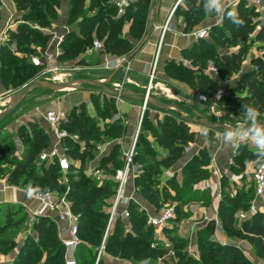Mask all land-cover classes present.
<instances>
[{"label":"trees","instance_id":"1","mask_svg":"<svg viewBox=\"0 0 264 264\" xmlns=\"http://www.w3.org/2000/svg\"><path fill=\"white\" fill-rule=\"evenodd\" d=\"M182 4L177 9V14L183 16L185 31H192L195 27L199 26L207 15L204 10V0H182ZM17 6L23 9L24 20L27 22L30 18L42 26L49 27L52 21L57 17V9H59L60 0H16ZM99 0H92L91 5L85 8L84 0H71L69 11V22L73 23L81 18L78 22V30L72 31L66 35L62 42V51L58 59L62 61L72 60L75 55L82 54L87 51V44L91 43L93 39L103 41L107 53L115 56H124L132 53L136 45L143 39L146 33V26L149 19L152 0H133L126 7V11L122 15H104L94 13L92 17L86 15V10L93 9V6ZM240 19L244 21L243 25L237 26L232 23L231 36L225 37L223 42L235 44L238 40L246 41L251 34L255 32V24L253 17L258 14L255 5H247L246 0H239L235 5V9ZM130 16V33L128 36L122 35L121 30L125 22V18ZM21 23L15 31L10 30V40L4 43L0 49V60L9 61L12 64H17L23 69L31 70L33 72L40 71L41 66H38L31 61H27L25 52H35V49L30 47V43L39 41V44L44 45L48 39L41 31L29 23ZM34 23V24H35ZM195 31V30H194ZM193 32V31H192ZM263 30L258 31L256 38L262 39ZM207 38V37H206ZM206 38L197 39L201 43H194L187 48L183 55L185 58L192 62V68H186L187 71L194 74L189 80V83L195 87L200 93L206 94L208 92H216L219 89V81L217 77H212L206 73L205 69L208 65L205 61H201V53L204 55V46L211 45L210 41ZM11 41L16 42V51L11 49ZM245 50L241 47L237 53L228 56L225 55L222 59L223 63L229 67L233 64L241 62ZM80 59L78 64H83ZM181 66V65H180ZM196 68L195 70H193ZM1 72L5 71L4 68L0 69ZM205 72V73H203ZM19 77V73H14L13 80ZM244 78L248 79L246 84L247 93L242 94H221L219 97L220 102H225L233 110L243 112L244 105H252L257 107L261 114H264V59L259 62L257 69H253L245 73ZM20 77V86L30 83ZM95 95H92L94 98ZM85 103L73 107L67 112L68 119L63 122L62 126L68 131L74 130L78 133H84L88 130V123L81 121L84 110L81 109ZM154 107L148 105L143 115V125L149 123L148 129L157 137L158 144L163 147L168 156L160 159L159 164L164 168H170L175 165L185 153V148L190 144L197 141L198 133L194 131L191 124L181 120L177 117V113L169 110L166 112L162 119H157L155 125L152 124V118L149 115V108ZM106 108V109H104ZM103 109L108 113L116 111L115 97L103 101ZM146 118L148 121L146 122ZM83 122V123H82ZM124 125L120 124L115 129L114 135L119 137L124 131ZM23 131V130H22ZM22 131H20L22 133ZM215 130L209 131V139L212 141V135ZM42 131L34 129L35 140L31 143L34 150L27 153L26 159L17 163L20 171L27 170L28 167L36 164L35 158L37 151L43 147L49 146V137L41 134ZM25 135H28L25 133ZM215 136L213 140L215 141ZM146 143V142H145ZM144 143V144H145ZM64 144L67 149V154L71 159V167L67 174L68 183H60L59 179L62 176V171L56 162L47 164L41 162V175L37 180L30 185L33 190L32 193L46 191L50 189L58 193H66L67 198L72 204V209L75 213L81 214V236L83 240H88L90 243H96L98 247L102 245L105 230L109 218V210L97 208V198L104 193L115 195L116 187L114 184H109L106 187L92 186L90 178L82 175L81 166L79 169L73 167V159L82 162L85 157L84 151H79L76 147L71 148L72 140L70 137L64 139ZM139 137L135 146V155L133 159L134 167L139 161ZM119 144H116L109 155L103 158V161H113L116 164L118 161L115 159L116 150ZM13 147L11 145H3L0 148V153L6 157ZM250 157L256 159V155L250 151ZM211 153L207 149L200 150L198 154L190 158L184 165L182 172L190 175L195 172L196 166L199 165L198 170L202 169L204 178L210 175V159ZM8 162H12L8 159ZM125 166V159L119 172ZM155 167L144 169L142 175H136V168L134 171V185L136 191L142 192L148 202L155 205L159 201L160 191L158 187H154V172ZM0 167V175H1ZM8 180L12 183L19 180V176L14 172H10ZM226 178L224 175L221 179V187ZM173 183V181H171ZM175 182V181H174ZM24 184H27L25 182ZM115 188V189H114ZM115 190V191H114ZM254 190V189H253ZM167 195V194H166ZM243 197L241 193L237 195H227L220 202L218 207V215L223 228L229 234H237L240 238L248 241L254 248L257 256L264 260V217L260 214H253L252 216L243 220L241 225H237L234 219V212L244 207ZM165 201V198L162 199ZM111 205L108 204V208ZM130 216L127 220L119 219L115 228L109 233L105 242V251L112 252L113 255L125 259L132 260V262H144L146 259H167V255L175 250L176 260L170 264H253L245 258L239 248L233 243L221 244L211 237H206L207 233L214 232L215 222L212 221L207 227L206 231L198 234L197 249L199 256L195 257L184 250L182 247H160L153 245L152 232L155 228L148 224V215L145 210H140L139 205L130 201L127 205ZM137 208V210H134ZM160 210V209H159ZM20 209L15 205H6L4 211L0 213V234L4 233L11 227L21 224V222L28 217L27 213L19 214ZM119 224L130 225V228L124 234L119 233ZM34 229L38 232L39 238L48 240L47 245L52 249L47 259H43V254L40 248L36 245L34 239H27L19 249V253L15 257L12 264H64V247L58 235V226L56 221L50 220L48 216H38L34 219ZM168 231L167 227L164 232ZM155 240H157L155 238ZM8 243L7 238L0 237V247ZM83 246V245H82ZM81 246V247H82ZM98 247L96 251H98ZM9 248L7 252H10ZM80 255V256H79ZM78 255L79 264H94L97 252L92 256L91 253H84L80 251ZM98 264L104 263L101 258ZM110 264V263H109Z\"/></svg>","mask_w":264,"mask_h":264},{"label":"rangeland","instance_id":"2","mask_svg":"<svg viewBox=\"0 0 264 264\" xmlns=\"http://www.w3.org/2000/svg\"><path fill=\"white\" fill-rule=\"evenodd\" d=\"M84 1L85 8H88L92 3V0ZM116 1L118 0H99V2L95 4L96 6H93V9L86 10V15L92 17L94 13H97L102 16H118L119 11ZM60 2L62 4V0H60ZM238 2L239 0L236 3ZM246 4L249 6L255 5L258 10V14L253 17L255 32L251 34L246 41L238 40L235 44L223 42L225 37L231 36L232 23L226 13L228 11H232L233 8L235 9V0H224L225 13L220 15L215 13L207 14L201 24L192 29V31H194L199 28H203L205 22L204 20L211 19L208 22L209 24L205 26L209 28V34L206 40L210 41L211 45H207L205 42L206 45L204 46V52L206 55L201 53L200 59L206 63L213 62L219 69V76L217 77L219 81V89L216 92L203 94L189 83L188 79L194 76L193 73L186 70V68H192V62L189 59L168 58L164 62V66H162L160 74L157 72V79L159 78L158 80H160L161 84L157 89L153 90L154 93L151 96L164 103L175 104L176 108H170V110L176 113H179V110H181L188 117L197 116L206 118L210 121H219L230 126H235L237 123L242 122L243 112L233 110L225 102H220L219 97L221 94L225 93L245 95L247 93L245 86L248 83V79L244 78L245 73L250 70L257 69L259 62L264 59V8L261 5H257L249 0H246ZM79 21H81V18H78L77 21L73 22L74 25L77 24L76 31H79ZM28 23L34 24L35 22L33 21V18H30ZM130 23L131 17L128 16L125 18V22L122 26V35H129ZM148 25L149 21L147 22L145 35L136 45L135 49L145 41L148 33ZM261 30H263L262 39L258 40L256 38V34ZM192 31L188 32L191 33ZM93 42L94 39L91 43L87 44L86 52L75 55L72 60H69L73 66L78 65L80 68L83 67L81 68L82 70H78V73H84V76L86 77H92L100 74V62L97 58V51L93 49ZM39 43V41L30 43V47L35 49L34 53H37L36 44ZM196 43L199 44L201 42L196 41ZM241 47L245 50V54L241 62L227 67L222 61L224 56H230L233 53H237ZM32 54L33 53L30 51L25 52L27 61L32 62ZM80 59L84 61L83 64H77ZM1 68H4L5 71H0V109L6 105L8 96L12 94L14 90H19L18 87L21 84V76L27 80H31L30 82L43 80L40 79L42 69H40V71L33 72L31 70L23 69L16 63L12 64L9 61L0 60V69ZM195 69L196 68L193 70ZM16 72L19 73V77L13 80L14 73ZM72 75L73 74L70 71V68H68L62 81L65 82L69 80ZM105 82L106 81H102V83ZM84 85L88 86L87 84ZM106 85L113 87V85L109 83ZM172 92L182 95L183 99H181V102L178 100H172V97H174ZM93 94L95 97L81 107V109L84 110L81 121H86L88 123V130L84 133H78L74 130L69 131L71 135L70 139L72 140L70 147H76V149L84 151L86 154L82 162H80V160L73 159V167L75 169H79L81 166L82 175L90 178L92 186L98 185L106 187L109 184L112 185L115 183L117 191L120 175L119 170L124 162V149L127 147L125 139L127 129H124L119 137L114 135L115 129L118 127L119 123L121 124L123 119L116 115V111L108 113L104 110L106 108L103 109V96L110 99L109 95L103 94L102 96L101 93L96 91H94ZM180 104H187L191 107L181 106ZM162 111L163 110H161V112ZM143 112L144 111L141 109L135 131V134L139 137V146L137 151L140 153L139 161L135 165V173L136 175H142L144 169L155 167L154 187H158L160 191V198L155 205H152L148 202L147 198L144 197L142 192H138V190L137 196L142 200V202L148 204L153 211H158L165 206H172L175 209L174 218L167 227L168 231L158 233L154 229L150 232L152 235V241H154L155 245L166 247V244H168L170 247H182L184 250H188V252L193 256L198 257V234L202 231H206L209 224L214 221L215 230L214 232L207 233L206 237H211L221 244L233 243L239 248L241 254L251 263L264 264V260L257 256L253 246L248 241L240 238L237 234H229L223 228L218 215V206L220 202L223 201L225 196L237 195L241 193L244 195L243 203H245V206L234 212L236 224L241 225L243 220L253 214H260L264 217V197H256L253 190V171L257 165L255 162L257 158L253 159L250 157V154L247 153L250 151L255 154V147L251 143H248L239 146L235 150L234 157L229 165V169L227 170L228 174H226V178L222 180L223 186L217 188L215 190L216 192H212L211 188L207 184L208 177L204 178L201 172L202 169L198 170L197 168L199 165L196 166L193 174L187 175L181 171L180 176H177V171L175 172L173 165L170 167L172 168L170 169V176L166 177V168L162 167L159 162L160 159L168 156V152L158 144L157 137L151 130L148 129L149 123L147 121L150 118H146L145 121L147 123L143 125ZM149 115L152 118L151 123L155 125L153 119L154 112H149ZM263 119L264 114L261 116V120ZM7 121L8 118L4 119L0 123V148L3 145H11L13 150L6 157H3L0 153L1 173L3 176L7 177L10 172H14L19 176L17 183L24 184L27 182V184L31 185L37 180L38 176L41 175V162H39L38 157L47 145L37 151V157L35 158L36 164L28 167L27 170L20 171L17 163L24 161L27 153L34 150V146L31 145V143L35 140V135L34 132H31L28 135H25V132L23 133L22 142L25 146V150L22 157H20L16 154L17 146L15 140L12 139V135L2 131V127ZM191 127L199 130L203 128V126L195 125H191ZM39 129L40 128H36V130ZM40 131H42L41 134L44 133L43 130L40 129ZM220 134L223 133L220 131H214L212 135V141H210L212 151L219 147L218 140ZM214 136L216 138L215 141L213 140ZM116 144H119L115 154V159L118 163L116 164L113 161L107 160L103 161V158L111 153L112 148ZM8 159L12 162H8ZM209 159L211 164L212 154ZM177 168L179 169L180 167ZM171 181H173V183ZM113 196L104 193L102 196L98 197L97 208L109 210L110 208H108V204H112L111 201ZM164 198L165 201L162 200ZM132 201L134 200L132 199ZM142 202L139 203L143 204ZM252 206H255V212H251ZM2 210L3 208L0 209V213ZM134 210H137V208H134ZM51 215L52 216H48V218L56 221V216L54 214ZM118 227L119 233L122 235L130 228V225L127 226L119 224ZM157 236L159 238L155 240ZM0 237L2 239L7 238L8 241V243H5V246L3 245V247H0V250L3 253H7L9 248L12 247L15 252H19L21 246L29 238L35 240L37 243L36 245L42 251L44 260L47 259L49 253L52 252V249L47 247L50 242H48V240H43V238H39L38 232L34 229V222H32L28 217L24 219L20 225L11 227L4 233H1ZM86 238L88 240H84L85 244H83L79 252L83 251L84 253H91L92 256L95 252H97L94 260V264H96L101 246L98 247L96 243H90L89 237ZM97 247L98 251H96ZM104 253L105 254L102 255V259L104 260V263L106 262L108 264H124L125 262H130L132 264H170L176 260L175 250L167 255L166 260L161 258L157 260L146 259L144 262L139 263L132 262V260L119 257L118 255L115 256L112 252L105 251Z\"/></svg>","mask_w":264,"mask_h":264},{"label":"crops","instance_id":"3","mask_svg":"<svg viewBox=\"0 0 264 264\" xmlns=\"http://www.w3.org/2000/svg\"><path fill=\"white\" fill-rule=\"evenodd\" d=\"M176 1L177 0H152L151 12L148 19V33L145 41L134 51H132V53L124 55L127 61L118 68L108 69L103 64L106 58H116L121 56H115L112 54L105 55L103 52L97 51V58L100 62V74L92 76V78L84 76V73H78V70H82L81 68L83 67L80 68L78 65L73 66L70 61L61 62L58 59L62 51L61 46L64 38L68 33L77 30V24L74 25L73 23L69 22L71 0H62V4L60 5L59 9H57V17L52 21L51 26L42 27L36 23H29L41 31L44 35L48 36V39L44 45L36 44L37 53L32 54V62L38 66H41L42 69V75L40 79H43L44 81L64 82L62 80L65 77L67 69L70 68V71L73 75L70 76L69 80L67 81L77 79H89L95 82L106 81L105 84H112L114 88L132 92L146 93L147 87L149 85L150 68L156 53L157 43L160 38V32L159 30L155 29V26L161 25L165 22ZM25 13L26 12L23 9L18 8L16 0H0V49L4 43L10 40L9 31H15L19 24L26 22L24 20ZM177 19L178 17L173 20V27L167 33L165 38V44L163 46L158 63L157 72L159 74L162 66H164V62L168 58L187 59L183 55L184 51L197 41L193 35V32L189 33L188 31H185L184 26L180 24ZM210 20L211 19L204 20L205 22L203 28H207L205 26L209 24L208 22ZM26 23H28V21ZM10 45L12 50H16L17 46L15 41H11ZM48 56H52L57 59V62L60 66L58 72L52 73L48 71ZM158 79H156L152 84L153 88L151 90V95L154 93L153 90L157 89L161 84L160 80ZM15 91L16 90H14L12 94L7 97L8 101L6 105L0 109V113L13 102V97L17 92ZM172 94L174 96L172 97V100L174 101L178 100L181 102V99H183L182 95L180 94L175 92H172ZM92 95V91L70 88L65 89V91L62 89L30 90L24 95L22 101L19 103L16 109L4 118H8V121L2 127V131L12 135V139L15 140L17 146L16 154L20 157H22L25 150V146L22 142L24 135L23 133L25 132L29 134L34 132V129L36 128L43 130V134L49 137V146L46 147L44 151L49 150L53 145L56 144V139L52 133L50 124L45 120V112L48 109H63L68 112L75 106L91 101ZM101 95L103 96V94ZM103 100H107V98L103 96ZM115 103L116 115L123 119L121 124L124 125L125 129H127L125 136L127 147L124 149L125 152L132 146L137 121L140 117V111L142 109L143 103L141 100L126 97H115ZM180 105L189 108L191 107L187 104ZM161 110L163 109L157 107L149 108V112H154L153 119L155 123L158 118L162 119L166 113L165 110L162 112ZM192 129L198 133L197 141L190 143L185 148L184 156L174 165L175 172L177 171V176H180V172L182 171L185 163L194 155L198 154L200 150L207 149L212 154V162L208 166L210 169V176L208 177L207 184L211 188L212 192H216L215 190L221 186L222 177L228 174L227 170L229 169V165L232 162L234 152L237 148L225 147L222 143V140L220 139L222 134H220L218 140L219 147L212 151L209 136L204 138L201 134V129ZM20 131H22V133ZM39 162L41 161L39 160ZM177 167L180 168L178 169ZM170 169L172 168L165 169V173L167 174L166 177L170 176ZM29 188L30 184L17 182L12 183L8 180V177H5L1 174L0 209L3 208L1 213L4 211L6 205H15L21 210L19 214L27 213L30 220V214L35 211H40L42 216H52L51 214H54L56 216L58 232L65 228V222L59 220L58 214L55 210L46 209L45 207L41 206V204L35 198H33L32 195L29 196ZM131 193L134 194L133 200L134 202L138 203L140 210H145L147 215L156 213V211L151 210V207L148 204L142 202V200L137 196V191L133 180H130L127 185L126 196H130ZM139 202H142L143 204ZM126 205L128 204H125L124 207ZM18 253V251L15 252L13 249L7 253H3L0 250V264H12Z\"/></svg>","mask_w":264,"mask_h":264},{"label":"built area","instance_id":"4","mask_svg":"<svg viewBox=\"0 0 264 264\" xmlns=\"http://www.w3.org/2000/svg\"><path fill=\"white\" fill-rule=\"evenodd\" d=\"M133 0H118L116 1V5L118 8V15H122L126 11V7ZM238 0H235V4ZM257 5H261L264 8V0H249ZM182 0H177L171 11L169 12L165 22L161 25H156L155 29L159 30L160 38L157 43L156 53L154 56V60L152 62L150 73H149V85L147 87L146 94L151 96V90L153 88L152 84L157 79V69L159 58L163 50V46L165 44V38L167 33L173 27V20L177 17V21L185 26L184 18L181 15L177 14V9L179 5L182 4ZM209 28H201L193 31V35L196 39L206 38L209 34ZM204 33L201 35V33ZM93 49L96 51H101L105 55L109 54L106 52L103 41L99 39H94ZM48 71L49 72H57L60 69V66L57 62V59L48 56ZM127 61L125 56L116 57V58H106L104 61V66L108 69L118 68L120 65L124 64ZM206 73L212 77L219 76V69L213 63H208L206 69ZM147 109V105L143 103L142 110L145 112ZM143 112V114H144ZM68 114L67 111L63 109H48L45 112V120L50 124L52 128V133L56 139V144L53 145L49 150L43 151L39 155V160L41 162H47V164L56 162L61 171L62 176L59 179L60 183H68V172L71 167V159L67 154V149L64 144V139L70 137L69 131L62 126L63 122L67 121ZM138 135L135 134L133 138V143L130 149L124 152L125 166L121 170L119 175V184L117 187V191L112 198V204L109 209V218L105 230L104 239L102 245L100 247L96 264L102 258V255L105 252V242L109 233L113 231L115 225L119 219L127 220L130 216V212L125 204L134 198V194L131 193L130 196H126V188L130 180L134 178L135 167L133 164V159L135 155V146L137 142ZM253 189L254 194L258 198L264 197V167L261 164L257 163L254 171H253ZM32 197L35 198L41 206L46 209L55 210L58 214L59 220L65 222V228L61 229L58 232V235L61 239V242L64 247V264H79L78 254L81 246L85 244L84 240L81 236V214L75 213L72 209V204L67 198L66 193H58L57 191H52L47 189L46 191L34 192L32 193ZM124 207V208H123ZM255 206H252L251 212H255ZM175 214V209L172 206H165L160 210L156 211L155 214L148 215V224L153 226L155 230L159 232H163L164 228L168 227L170 222L173 220ZM40 211H35L30 214L31 221L34 222L38 216H41ZM159 237L157 236L156 239ZM155 245V243L153 244ZM170 245L166 244V247ZM172 253V252H171ZM124 264H132L130 262H125Z\"/></svg>","mask_w":264,"mask_h":264},{"label":"water","instance_id":"5","mask_svg":"<svg viewBox=\"0 0 264 264\" xmlns=\"http://www.w3.org/2000/svg\"><path fill=\"white\" fill-rule=\"evenodd\" d=\"M84 84H87L88 86H85ZM62 88H70V89H81V90H88V91H96L101 94H106L113 97H126V98H134L137 100H141L142 103L148 105L160 108L165 110L166 112L169 111L170 108H176V105L164 103L155 97L148 96L146 93L142 92H132V91H126L119 88L109 87L105 83L102 82H95L89 79H77V80H71V81H65V82H52V81H44V80H38V81H32L25 86H23L21 89H19L14 97L13 102L0 113V123L4 120V118L12 113L16 107L19 105V103L22 101L24 95L33 89H43V90H61ZM177 117L181 120H184L188 122L191 125L196 126H203L208 127L209 130H215L224 132L229 127H232L230 125H227L225 123L219 122V121H210L206 118L201 117H188L185 115L181 110H179V113ZM264 121V119L262 120Z\"/></svg>","mask_w":264,"mask_h":264},{"label":"clouds","instance_id":"6","mask_svg":"<svg viewBox=\"0 0 264 264\" xmlns=\"http://www.w3.org/2000/svg\"><path fill=\"white\" fill-rule=\"evenodd\" d=\"M206 14L225 13L224 0H204ZM227 17L237 26L243 25L244 21L239 18L235 10L228 11ZM204 33L202 32L201 35ZM260 110L252 105L243 106L242 122L226 129L220 139L225 147L238 148L241 145L251 143L257 157L256 163L264 167V121L261 120ZM201 134L204 138L209 136V128L203 127ZM33 190L29 188L28 194L32 195Z\"/></svg>","mask_w":264,"mask_h":264},{"label":"bare ground","instance_id":"7","mask_svg":"<svg viewBox=\"0 0 264 264\" xmlns=\"http://www.w3.org/2000/svg\"><path fill=\"white\" fill-rule=\"evenodd\" d=\"M65 89H67V88H62V90H65Z\"/></svg>","mask_w":264,"mask_h":264}]
</instances>
